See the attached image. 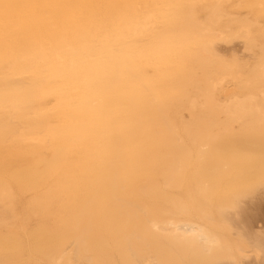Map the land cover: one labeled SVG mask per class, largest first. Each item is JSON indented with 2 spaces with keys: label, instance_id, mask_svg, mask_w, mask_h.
Returning a JSON list of instances; mask_svg holds the SVG:
<instances>
[{
  "label": "bare ground",
  "instance_id": "1",
  "mask_svg": "<svg viewBox=\"0 0 264 264\" xmlns=\"http://www.w3.org/2000/svg\"><path fill=\"white\" fill-rule=\"evenodd\" d=\"M0 264H264V0H0Z\"/></svg>",
  "mask_w": 264,
  "mask_h": 264
}]
</instances>
